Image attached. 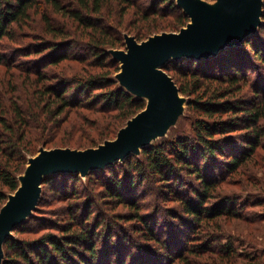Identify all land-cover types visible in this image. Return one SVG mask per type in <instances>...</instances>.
<instances>
[{
    "label": "trees",
    "instance_id": "trees-1",
    "mask_svg": "<svg viewBox=\"0 0 264 264\" xmlns=\"http://www.w3.org/2000/svg\"><path fill=\"white\" fill-rule=\"evenodd\" d=\"M143 5L145 1L140 0H0V208L19 186L17 177L25 169L28 156L36 155L41 145L77 149L97 147L117 133L124 119L126 121L143 110L146 105L143 98L118 86L114 75L120 63L111 54L112 48L126 45L121 27L129 10L135 9L139 26L142 22H149L150 17L163 14L161 9L162 14L155 9L149 11ZM162 6L168 7L165 15L175 18V27H182L188 21V15L174 0H157L153 8ZM41 7L49 8L55 15L39 13L43 24L41 31L48 38L41 40L37 37V41L13 48L9 54L1 52V41H16L17 31L30 27L31 12ZM113 8H120L116 24L107 20L113 16ZM107 10L110 12L105 13ZM260 24L258 30L244 37L240 45L222 49L215 56L200 60L186 57L171 59L163 66V70L177 83L180 94L187 97L193 112L200 115L193 123L194 135L191 138L176 136L171 140H160L145 146L140 157L131 154L123 162L87 173L89 179L97 177L95 184L104 181L103 174H115L110 178L109 185L102 183L107 187L105 197L115 201L114 206L123 205L129 211L125 215L111 217L127 223L136 220L142 224L143 232L137 235L146 244L163 250L159 256L144 255L146 260L143 256L138 259V252L131 249L130 244H122L124 241L113 237L115 234L110 230L113 228L110 222L102 225L100 218L105 216L104 213L102 217H94L99 211L94 207L100 206L91 198L94 192L90 191V195L83 192L88 187V180L83 181L78 173L59 172L44 177L42 184L51 183L56 178L64 179L59 189V201L65 202L60 216L63 223L50 222L37 214L28 216L14 227V237L4 242L1 264H222L226 262L225 258L234 256L236 248L233 242L208 225L217 223L215 227L219 229L220 216L238 213L235 207L242 202L237 200L236 195L219 203L212 204V201L225 176L238 174L239 168L259 147L264 146V79L258 78L259 75L253 77L248 68L249 60L255 67L252 56L264 66V52L260 50L261 43H264V10ZM75 27L87 31L84 34L86 38L71 40L72 43L81 42L85 49L86 55L79 57L64 51L67 46L64 44L70 36L68 31ZM142 31L143 28H140L134 37L140 39L144 35ZM248 49L250 53L246 52ZM23 56L28 57V64ZM223 57L226 58L225 64L219 63ZM67 61L79 64L78 68L65 67ZM173 72L179 73V83L174 79ZM22 75H25L24 80ZM249 82L253 86V97L241 102L235 96ZM73 87L77 90L74 91ZM70 88L75 93L71 91L68 95ZM22 91H26L27 95H23ZM115 111L119 113V119H115ZM93 113L99 116L91 120ZM227 115L232 116L228 120L222 119ZM58 116L62 118L55 119ZM71 129L80 133L81 138L73 141L70 137L69 142L56 140L60 131L72 132ZM239 131L252 135V138L247 137L246 146L242 148L236 145L239 139L232 136ZM217 151L227 159L211 163L208 167L212 169L201 167L205 157H213ZM180 169L195 177V181L185 184L186 190L177 174ZM147 170L154 179L164 181L162 188L168 192L169 200L179 204L178 213L177 210H170L174 211L169 213L172 218L182 222L192 218L194 222L188 224L187 232L197 223L193 234L182 238L183 242L175 243L173 234H166V238L160 240L147 216L143 215L144 206L139 202L138 194H132L137 189L140 191ZM218 170V175L212 173ZM123 175L129 179L126 185L131 193L127 197V188L121 184ZM67 179H72L74 183L70 185ZM42 199L41 196L34 212H38ZM209 203L214 206L210 208ZM32 219L36 221L35 227L31 226ZM202 222L208 224L201 227ZM123 227L129 230L128 226ZM43 230L60 232L39 235ZM18 233L35 236L23 239L18 238ZM126 233L123 235L126 239L135 237ZM191 241L198 244L188 246ZM185 243L188 247L183 245ZM137 247L141 248L140 244ZM217 252L226 253L225 257L212 258V254L218 256Z\"/></svg>",
    "mask_w": 264,
    "mask_h": 264
},
{
    "label": "rangeland",
    "instance_id": "rangeland-1",
    "mask_svg": "<svg viewBox=\"0 0 264 264\" xmlns=\"http://www.w3.org/2000/svg\"><path fill=\"white\" fill-rule=\"evenodd\" d=\"M140 1H145V5H143V8L148 9L149 11H153L155 9V11H159V9H161V13L162 15H156L154 17H150L151 20H149V22H142L140 23V26L138 25V23H136V20L138 19L137 14L134 13V8H132L131 10H129L123 20L122 23H124L121 27V32L124 34V37L130 36L133 37L134 40L137 43H141V41H145L147 40L149 37H153L155 35H160L163 33L166 34H170L171 32L173 33H177L179 32L181 29H183L186 24H188L190 22V18L188 16V21L182 26V27H175L174 24V20L175 18L172 15H165L164 13L167 11L168 7L167 6H162V8H158V7H154V4L157 3V0H140ZM176 2V0H174ZM210 8H215L218 3L219 0H203ZM263 4H262V9L264 10V0ZM177 4V2H176ZM157 5V4H156ZM120 8H113L111 11V14H113L112 17H110V20H108V22H112L113 24H116L117 21H119V14ZM32 11L31 12V16L32 18V22L30 21V27H23L24 29H22V32L17 31V40L16 41H11V40H7V39H3L1 41V47H2V51L4 52V54H9L13 48H17V47H21L23 46V44H31L36 40V38L38 37V39H43V37L48 38L46 34H43V32L41 31V28L43 26L42 22H41V17L39 15V13L41 12H46L47 14H50L52 16H55L51 10L47 7H41L39 10L37 9L36 12ZM110 12V10L105 11V13ZM111 16V15H110ZM172 26V27H171ZM76 28V27H75ZM72 28L69 29L70 32L68 31V33H70V36L68 38V40L66 41V43L64 45L65 46V50L64 51H68V53H74V55L77 57L82 56V55H86L85 49L82 47V45H80L81 42H71V40H79L81 37L82 38H86L87 31L83 32L82 28ZM143 28L142 33H144V35L140 38L137 39L134 37L135 32H138L139 29ZM146 33V34H145ZM43 34V35H42ZM83 34V35H82ZM71 43V44H68ZM23 49H26L25 47H23ZM116 49V48H115ZM126 49V45L123 48H117L116 50H123L125 51ZM112 50H114L112 48ZM260 50L262 52H264V43H261L260 45ZM247 53H250V50L248 49L246 51ZM245 52V53H246ZM251 55V54H248ZM78 56V57H79ZM72 57V56H71ZM28 57L23 56V59H25V61H27ZM17 59L20 60V57H17ZM18 60V61H19ZM226 58L223 57L219 63H223L225 64ZM252 61H254V66L253 67L251 65L252 62H250L249 60V69L253 72L254 76L256 77L257 75L258 78H262L264 79V66H261L258 61H256L255 59H253L252 56ZM30 61H27V64ZM120 63V62H119ZM30 64V63H29ZM65 67H73V68H78L79 64L75 63L74 61H67L64 63ZM259 67V68H258ZM62 69H65L64 67H62ZM120 71V64H119V70L116 72V74L114 75L115 79L117 80V84L119 87H121L120 82L118 80V72ZM167 73V72H166ZM168 74V73H167ZM175 78L178 80L179 83V73L178 72H173ZM23 76V75H22ZM170 76V75H169ZM171 77V76H170ZM253 77L250 76V81L253 80ZM25 79V75L23 76V80ZM173 79V78H172ZM257 79V78H256ZM174 81V80H173ZM263 81V80H260ZM259 81V82H260ZM175 83V81H174ZM252 83L249 82V84L244 87V90L237 94L235 96V98H240L241 102L245 99L250 100L253 97V92H252V88L253 86L250 85ZM175 85L177 86V83H175ZM178 87V86H177ZM74 89V87H73ZM77 89H74V91ZM70 91V92H69ZM71 91L73 92L72 88H70V90H68V95L69 93H71ZM178 91H179V87H178ZM23 95H27L26 91H22ZM75 93V92H73ZM18 95V93H17ZM66 95V96H68ZM74 95V94H73ZM179 97L180 99L184 100V103L182 105L181 108V112L177 114V117L175 118V120L172 122L171 125H169L166 128V131L162 134H159L154 140H152L150 142V144L156 143L160 140H171L174 137L178 136V137H187V138H191L194 135V130H193V123L198 120L200 118V115H198L197 113H194L192 108L189 106L188 104V100L187 97H185L184 95L180 94L179 91ZM145 102H146V98L142 97ZM114 116L116 117L115 119H119V113L118 112H113ZM95 116H99L96 113H93L90 115V119L93 120ZM232 116V115H231ZM230 115L227 116H223L222 119L228 120L231 117ZM70 117H73L72 115H70ZM62 116H58L55 119H61ZM97 118V117H96ZM131 117H129L126 121L125 119L121 122V128L125 127L126 123L128 122L129 119H131ZM66 126V125H64ZM64 128V127H63ZM118 129V130H119ZM72 130V129H71ZM118 130L116 131L118 133ZM117 133L114 134V136H111L110 138L106 139L105 141H112L114 140V138H116ZM248 132L242 131L239 133H235L232 136L235 138L237 137V139H239V141H237L236 145L240 148H242L243 146H246V144L244 143L245 140L248 138H252L251 134H247ZM60 135H58L56 137V140H66L69 142V138H73V141H76L78 139H80V133H77L75 130H72V132L70 131H66L64 132L63 130L59 132ZM264 142V139H263ZM103 143V142H102ZM102 143H99L102 144ZM220 143V141L218 142ZM148 144V145H150ZM264 144V143H263ZM98 145V146H99ZM41 148L43 149H47V150H52L55 148H64V147H54L52 144H49L47 146H40L39 149L41 150ZM68 147H65L64 149H66ZM71 148V147H70ZM68 148V149H70ZM87 148H97V147H85V149ZM71 149H77V148H71ZM85 149H77V150H85ZM39 150V151H40ZM142 150V149H141ZM141 150L134 154L137 155L136 157H140L141 154ZM39 153V152H38ZM37 153V154H38ZM36 154V155H37ZM201 154V153H200ZM36 155H29L28 158L30 157H34ZM206 161L204 163V165L201 164V167H208L211 165V163H216V161H223L225 159H227V157L223 156V154L219 155V152L217 151L216 153L213 154V157H205ZM28 161V159H27ZM123 162V161H120ZM27 162H26V167L23 170L22 173H20L17 177V179L21 176H23L26 168H27ZM208 169H212V167H208ZM217 170V169H216ZM181 172L177 173L180 177L181 180V184L184 186V190H186V185L185 184H189L192 181H195L193 176H188V173H186L184 170L180 169ZM238 174L236 175H227L224 173H221L220 175L225 176V180L223 183L220 184L219 190L216 193V198L212 201V204L215 203H219L220 201L224 200L225 198L227 199L228 197L232 198V196L236 195L237 200H239V202H242V204H239L235 207L236 211L238 212L237 214L233 215H228V214H224L223 216H220V219H218V226L219 229H217L216 224H209L208 227L211 226V229L217 230V232H221L223 235V238H226L230 241H232L234 248H236L235 250V254L234 256H231L229 258H225L224 260L226 261L225 263L222 264H264V146L259 147L256 152L251 156L250 159L247 160V162H245L238 170ZM212 173L214 174H219L220 170H218V172H214L212 171ZM79 174V173H78ZM109 175H105L103 174L102 177H104V181L102 179L99 180L103 181V182H99L98 184H95L94 181L97 180L95 177H93V179H89V177L87 176V174L85 176H81L79 174V177L84 181V180H88V187L86 189H84L83 192L87 193L90 195L91 192H94L92 197L93 199H95L98 203L100 207H94L99 209L98 212L95 213L94 217H102V213L105 214V216H103L102 218H100L104 224H107L108 222H110L109 225H112L113 228H111L110 230H112L113 235H117V236H113L115 237V239H117V241L122 240L124 242H122V244L127 243L130 244L132 247H130L131 249L137 251L138 253L134 252L137 254L138 259L143 258L146 260V256H159L161 254V250H158L156 248H154L153 245L150 244H146L142 238L140 237V235H137L138 233H142L144 229L138 221L136 220H131V222H125L119 218L117 219H113L111 216L116 214H122L125 215L129 209L126 206L120 205V206H114L116 205V202L111 200L109 197H105L106 192L105 189H107V187H105L104 184L102 183H106L109 185L110 183V178L111 177H115V174L112 173H108ZM55 174H49L46 175L45 177L48 176H52ZM145 178L141 183V189L140 191L137 189V192H134L132 194H138V198L140 199L139 202L141 203V205H143V210L145 211V213H143V215L149 220V224L151 223L152 226L155 228L154 230L157 232L155 233L156 235L159 236L160 240H164L166 237H164L166 234H173L175 236L174 238V242H183L182 238L184 239L186 237V235H192L193 234V229L195 230V226L196 224L192 225V230L187 232V228L188 224H190V222H194L192 221V218H188L184 219L185 221L182 222L183 220H177L176 218L173 219L172 218V214H169L170 212H174V211H170L171 209L173 210H177L176 212L178 213V209H179V204H177L176 202H171L170 197H168V192H164L163 188L164 185V181L163 180H159L157 178L154 179V177L152 175H150L149 170H147L145 172ZM124 177L122 178V185H124L127 188L128 193H126V197L129 196L130 190L128 185L129 184V179L126 175H123ZM64 180V179H63ZM63 180L56 178L55 180H53L51 183L48 184H42L41 186V196L43 197L42 199V204H40L41 206H38V212H32V215H38V216H44V218L47 220L49 219L50 222H58V224L63 223L61 218V209L65 208V202H61L59 201V198H61V196L59 195V189L63 186ZM68 183H70V185L72 183H74V181L71 179H67L66 180ZM19 185H20V179H18ZM170 183V182H169ZM178 184V183H177ZM79 187H81L80 183L77 184ZM170 185V184H169ZM135 189V188H133ZM91 191V192H90ZM103 191V192H101ZM13 195V193L11 194ZM230 195V196H228ZM169 200V201H168ZM106 202V203H105ZM95 204V203H94ZM4 205V204H3ZM2 205V206H3ZM229 205V204H228ZM94 206V205H93ZM210 208H212L211 203H209L208 205ZM93 208V209H94ZM40 211V212H39ZM96 211V210H95ZM59 214V215H58ZM40 218V217H39ZM65 218V217H64ZM105 218V219H104ZM126 219V217H124ZM187 218V217H186ZM104 219V220H103ZM127 221V220H126ZM187 221V222H186ZM34 223V224H33ZM205 222H202V226H205ZM36 225V221L34 219H32L31 221V226L35 227ZM123 225L128 226L129 230H126ZM33 227V228H34ZM42 228V227H41ZM103 228V226H102ZM102 228H100V230H102ZM122 229L123 231H119V229ZM45 232H52V233H56L59 234L60 231H49V230H43L41 232H39L38 234L41 235ZM101 232V231H100ZM126 232H129L131 235L135 236L132 237L131 239L129 238H124L123 235H127ZM186 232V233H185ZM120 233V235H118ZM18 238H23V239H29L32 236H35L33 234H21L18 233ZM10 237H14L13 233L11 232V236ZM136 238H138L139 240H137ZM114 239V238H112ZM114 239V240H115ZM141 240V241H140ZM139 242V243H138ZM222 242H224L222 240ZM140 244L141 248H138L137 245ZM196 245L198 244V242L196 241H191V243H189L188 246L191 245ZM185 247H188L185 244H183ZM217 247V244H214ZM121 247H123L122 245H119ZM219 249V247H217V250ZM218 256L216 254H212V258L215 257H220L221 255H224L220 252H217ZM146 255V256H144ZM225 257V255L223 256ZM227 257V256H226ZM221 258V257H220ZM115 259V256H114ZM130 260H132L131 258H129ZM128 259V260H129ZM148 259V258H147ZM3 260V259H2ZM161 260V259H160ZM136 261V260H135ZM161 264V263H160ZM162 264H165L164 262H162Z\"/></svg>",
    "mask_w": 264,
    "mask_h": 264
},
{
    "label": "water",
    "instance_id": "water-1",
    "mask_svg": "<svg viewBox=\"0 0 264 264\" xmlns=\"http://www.w3.org/2000/svg\"><path fill=\"white\" fill-rule=\"evenodd\" d=\"M190 22L177 33L160 34L137 43L125 36V51L111 50L120 62L118 80L122 88L146 105L118 130L116 138L97 148L85 150L41 148L28 158L27 168L19 177L20 185L0 208V264L3 244L14 227L30 216L41 197V184L46 175L79 173L85 176L138 153L159 134L166 131L181 112L184 100L178 87L163 66L182 58H209L229 46L240 45L244 37L261 25L262 0H219L210 8L203 0H176Z\"/></svg>",
    "mask_w": 264,
    "mask_h": 264
}]
</instances>
